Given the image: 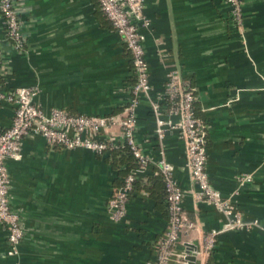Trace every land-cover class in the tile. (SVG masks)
Listing matches in <instances>:
<instances>
[{
  "label": "crops",
  "instance_id": "1",
  "mask_svg": "<svg viewBox=\"0 0 264 264\" xmlns=\"http://www.w3.org/2000/svg\"><path fill=\"white\" fill-rule=\"evenodd\" d=\"M15 3L23 21L22 49L1 41L0 19L6 88L38 87L36 101L46 112L59 107L73 114L122 113L134 82L132 58L98 0ZM230 9L225 0H145L152 24L145 40L151 94L163 91L170 71L194 89L196 111L208 126L210 182L224 197L233 196L244 221L256 223L221 231L214 249L205 252L206 235L223 230L227 219L195 199L183 138L169 130L161 145L143 97L136 140L152 162L163 150L175 166L185 215L194 223L177 250L185 242L197 246L196 264H264V0H242L241 23ZM14 114L13 104L0 101V130L11 126ZM109 131L118 138V127ZM111 156L51 147L39 135L23 139L21 160L10 158L7 166L11 203L24 226L25 264H147L153 258L168 221L164 182L151 163L137 180L125 220L115 222L107 202L127 164L118 167L122 159L113 164ZM244 174L251 179L243 180ZM8 249L0 224V264H13ZM175 259L170 264H185Z\"/></svg>",
  "mask_w": 264,
  "mask_h": 264
},
{
  "label": "built area",
  "instance_id": "2",
  "mask_svg": "<svg viewBox=\"0 0 264 264\" xmlns=\"http://www.w3.org/2000/svg\"><path fill=\"white\" fill-rule=\"evenodd\" d=\"M230 4L234 21L242 20V0H225ZM106 18L123 39L132 58L135 77L130 86V95L122 113L109 115L73 114L59 107L46 112L36 101L39 88L36 86H14L6 88V58L3 44L0 42V101L14 105V118L11 126L0 131V224L7 230L9 243L8 255L13 264H25L22 260L21 245L24 238V226L20 212L12 206L10 190L12 178L7 166L8 159L21 160L22 142L26 136L39 135L45 138L51 147L63 149H87L98 154L110 152L116 147H128L135 158L136 166L123 178L107 202L110 218L115 222L124 221L127 204L134 192L135 182L147 174L154 163L164 180L168 221L163 235L154 245V256L147 264H170L174 256L175 263L188 264L185 249L178 251L180 243L193 228L184 211L185 191L175 175V166L169 162L163 150L156 162L147 156L136 140L138 125L137 108L145 97L156 120V135L162 142L169 130H176L186 145V160L191 179L197 185V201L212 204L227 219L223 230H211L204 239L205 252L210 253L221 231L235 228L250 229L255 222H247L237 208L233 196L224 197L212 186L206 169L208 160V126L196 113L198 96L194 89L181 83L177 71H170L163 91L152 96L149 78V63L146 59V31L151 27V19L145 13V0H98ZM0 19L4 26L1 41L22 49L24 36L22 18L15 0H0ZM239 23V24H240ZM179 116L178 122L163 116ZM119 128L118 138L109 130ZM250 180L251 175H241ZM236 193V192H235ZM197 257L200 254L197 249Z\"/></svg>",
  "mask_w": 264,
  "mask_h": 264
},
{
  "label": "trees",
  "instance_id": "3",
  "mask_svg": "<svg viewBox=\"0 0 264 264\" xmlns=\"http://www.w3.org/2000/svg\"><path fill=\"white\" fill-rule=\"evenodd\" d=\"M134 81H135V77H134ZM196 113H197V111H196ZM197 115H198V113H197ZM120 149H122V150H120ZM110 152H111V155H112L111 156L112 157L111 160H112V163L113 164H114L115 158L116 157H119V156H120L119 160L122 159V162L118 164V167L121 166L123 163H126L127 164V166L124 169L121 170V172L124 175V177L136 166L135 158L132 155V153H131V151L129 150L128 147H121V146H119V147H116L115 149H112ZM116 167H117V165H116ZM157 177H161L162 180H163V177L160 174V172H159V174H157ZM163 182H164V180H163ZM122 183H123V180H121L120 184L117 185L116 188L119 187V186H121ZM136 185H137V181L135 182L134 188L136 187Z\"/></svg>",
  "mask_w": 264,
  "mask_h": 264
},
{
  "label": "water",
  "instance_id": "4",
  "mask_svg": "<svg viewBox=\"0 0 264 264\" xmlns=\"http://www.w3.org/2000/svg\"><path fill=\"white\" fill-rule=\"evenodd\" d=\"M187 257L186 259L188 260V264H196L195 261L197 259V246L191 244V243H187Z\"/></svg>",
  "mask_w": 264,
  "mask_h": 264
}]
</instances>
